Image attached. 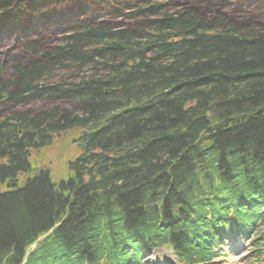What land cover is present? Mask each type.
Returning <instances> with one entry per match:
<instances>
[{
  "label": "trees",
  "instance_id": "16d2710c",
  "mask_svg": "<svg viewBox=\"0 0 264 264\" xmlns=\"http://www.w3.org/2000/svg\"><path fill=\"white\" fill-rule=\"evenodd\" d=\"M34 1L0 2V264H214L264 227V0ZM68 132L54 181L27 151Z\"/></svg>",
  "mask_w": 264,
  "mask_h": 264
},
{
  "label": "rangeland",
  "instance_id": "374dc122",
  "mask_svg": "<svg viewBox=\"0 0 264 264\" xmlns=\"http://www.w3.org/2000/svg\"><path fill=\"white\" fill-rule=\"evenodd\" d=\"M78 137V132H68L55 137L49 148L41 153L34 152L32 154L33 162L39 168L49 169L54 179H60L59 177L67 173L66 163L81 155L79 148L81 143L77 142ZM249 246L250 244L248 245V242L241 238L229 237L223 249V252L229 257L223 259L220 264H258L252 261L254 253L250 251ZM141 256L143 258L142 264H179L170 249L161 248L149 253L143 251Z\"/></svg>",
  "mask_w": 264,
  "mask_h": 264
},
{
  "label": "bare ground",
  "instance_id": "6f19581e",
  "mask_svg": "<svg viewBox=\"0 0 264 264\" xmlns=\"http://www.w3.org/2000/svg\"><path fill=\"white\" fill-rule=\"evenodd\" d=\"M33 12H37V11L33 10Z\"/></svg>",
  "mask_w": 264,
  "mask_h": 264
},
{
  "label": "water",
  "instance_id": "95a60500",
  "mask_svg": "<svg viewBox=\"0 0 264 264\" xmlns=\"http://www.w3.org/2000/svg\"><path fill=\"white\" fill-rule=\"evenodd\" d=\"M82 147V146H81Z\"/></svg>",
  "mask_w": 264,
  "mask_h": 264
}]
</instances>
